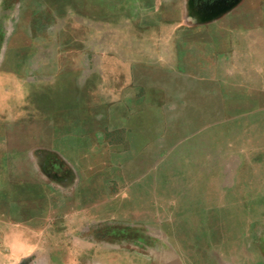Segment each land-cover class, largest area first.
Listing matches in <instances>:
<instances>
[{"label": "rangeland", "instance_id": "374dc122", "mask_svg": "<svg viewBox=\"0 0 264 264\" xmlns=\"http://www.w3.org/2000/svg\"><path fill=\"white\" fill-rule=\"evenodd\" d=\"M107 8L115 78L103 88L131 100L130 124L141 132L136 147L114 153L124 196L103 209L92 242L62 240L58 218L74 210L70 200L35 214L34 229L19 213V240L2 239V264H264V71L251 68L236 15L203 26L183 21L187 6L171 0L158 21L130 22L136 12L123 0ZM251 11L242 7L244 21ZM67 216L69 226L89 221Z\"/></svg>", "mask_w": 264, "mask_h": 264}, {"label": "crops", "instance_id": "0c3cea01", "mask_svg": "<svg viewBox=\"0 0 264 264\" xmlns=\"http://www.w3.org/2000/svg\"><path fill=\"white\" fill-rule=\"evenodd\" d=\"M162 2L123 0L136 12L130 22L158 21ZM171 3L186 5L182 20L195 25L236 15L233 32L251 40L246 46L251 68L264 71V0ZM114 5L115 0H0V232L10 231L0 245L2 239L17 245L19 213L34 229L29 224L40 218L34 215L53 213L55 199H62L63 207L72 201L75 210L60 211L62 240H98L99 215L114 211L115 198L124 196V187H116L114 153L136 147L141 132L130 124L131 100L103 88L105 78H115L109 71L116 49L108 25L114 13L103 7ZM248 5L257 13L244 21L242 7ZM41 134L45 142L36 139ZM24 156L28 163H19ZM72 213L89 221L69 226Z\"/></svg>", "mask_w": 264, "mask_h": 264}]
</instances>
